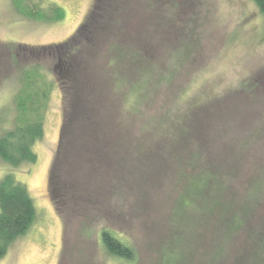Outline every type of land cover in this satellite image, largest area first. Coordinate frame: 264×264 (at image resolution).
<instances>
[{"label":"rangeland","instance_id":"obj_1","mask_svg":"<svg viewBox=\"0 0 264 264\" xmlns=\"http://www.w3.org/2000/svg\"><path fill=\"white\" fill-rule=\"evenodd\" d=\"M94 2L42 0L62 18L41 21L0 0V136L14 127L24 69L50 82L36 161L12 169L0 158V179L12 171L36 208L0 264H264L253 242L264 238V14L253 0H119L88 41L78 28ZM74 34L71 64L104 99L96 107L61 61ZM72 115L109 157L93 178L78 145L59 149ZM92 181L100 193L82 190ZM105 227L130 240L134 260L102 248Z\"/></svg>","mask_w":264,"mask_h":264},{"label":"trees","instance_id":"obj_2","mask_svg":"<svg viewBox=\"0 0 264 264\" xmlns=\"http://www.w3.org/2000/svg\"><path fill=\"white\" fill-rule=\"evenodd\" d=\"M41 1L42 0H11L16 11L22 16L41 21H54L62 18V11L60 8L50 7L47 11H45L43 10V7H41ZM113 1L95 0L91 11L88 13V16H86L85 21L78 28V33H84L85 37H87L88 33H90V35L87 37L88 41H90L89 38H92L95 32L103 33L105 31L106 33V28L104 29L100 26V28H98L96 24L99 21V18L101 19L102 16L105 17L104 19H109L112 12L114 13L119 7V0ZM169 1L171 6H175V3L179 5L178 0H173V3L171 0ZM253 1L258 10L264 14V0ZM76 38L77 34H74L70 39L61 45V48L63 49L67 47V50L63 51L64 59L62 58L61 61L62 64H65L64 69L68 70L67 74L70 73L74 76L73 86L76 87L77 90H81L82 88L86 95L84 99H87L88 101L89 97L91 99L89 101L90 104H92L93 107H96L97 104L100 103L99 101H101L103 104L104 99L97 98L95 94L90 92L91 88L87 89L86 79H82L80 75L82 73L80 66L78 65L76 67L75 65L71 64L73 56L77 54L75 49L71 47L72 44H74ZM22 75L21 88L16 96L17 114L14 127L0 136V158L12 169L18 168L24 163L29 164L36 161L37 156L34 153L32 146L43 136L42 114H44V111L46 110L50 93V82L46 80V77L43 75V72L40 70V68L32 66L26 67ZM77 81H80L82 86H80ZM63 96H65L64 93ZM79 110L80 112H84V110H81V107H79ZM91 112H94L93 108H91ZM64 117H66V115H64ZM88 117L94 119L91 115ZM84 119L85 118L81 115L79 118H76L72 115L67 120L69 126L66 125V119L63 120L64 127L67 130L65 135L67 136L72 134V138H64L66 141L60 140L59 149H68V146L70 147V145H78L80 151L79 155H82V160H85V156L91 157L90 160L92 164L89 177L93 178V172H98L97 165L102 166L100 161H104L105 164L103 166L105 167H108L110 163L108 162L109 157H107L106 154H102L101 150L99 149L96 150L92 148L93 145L89 143V141L94 142L95 140L90 128L83 129L82 133L79 131V124L77 126L76 121H82ZM59 149L57 158H59ZM226 153L227 150L225 153L221 154L226 155ZM214 157H216V155H212L210 152L207 153L206 161L209 165L213 164L212 159ZM105 158H107V160ZM220 160L222 161V159ZM99 174H101V171ZM207 184L208 182L206 183V190L208 189V191H211L213 186H207ZM76 186L77 189L80 188L77 183ZM83 188L82 190L84 191L88 189L92 193H100L95 181L89 182L88 187L87 184H84ZM49 195L56 210L61 214L62 211L59 207L60 205L57 196L52 191H50ZM76 202L80 203L81 201L78 202L77 199H75V202L73 203L77 205ZM87 203L89 204V202ZM85 204H82L81 207L85 206ZM187 207L188 203L184 199H180L178 208L181 210V208L185 209ZM243 212L245 213V211ZM35 217L36 208L26 186L16 180L12 171L7 172L0 179V258H2L7 253L10 245L20 235H23L29 229V227L34 222ZM246 219H242L241 222L243 223ZM236 222H240V219L232 223V225H229L231 230L226 231V234H229V237L235 233L234 231L237 228L235 225ZM261 234L262 233H258L253 239V242L255 243L256 247L260 249V253L263 254L262 251H264V238ZM98 235V240L102 244V248H104V250L110 255L116 258L125 259L127 261L135 259L136 252L129 242L130 240L126 239L125 237L121 238L122 235H118L117 232L115 233V231L109 229L108 227L103 228ZM174 238L175 237L173 235V240ZM178 238L181 239L180 237ZM172 244L175 245V242ZM259 249L256 250L258 255ZM253 253L255 254V252ZM243 254L245 255L244 250L240 256H243ZM257 264H259V262H257Z\"/></svg>","mask_w":264,"mask_h":264},{"label":"water","instance_id":"obj_3","mask_svg":"<svg viewBox=\"0 0 264 264\" xmlns=\"http://www.w3.org/2000/svg\"><path fill=\"white\" fill-rule=\"evenodd\" d=\"M55 169H56V167H55ZM55 169L52 168V170L50 171L49 182H51V183H52V180L54 179Z\"/></svg>","mask_w":264,"mask_h":264}]
</instances>
